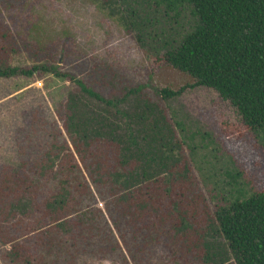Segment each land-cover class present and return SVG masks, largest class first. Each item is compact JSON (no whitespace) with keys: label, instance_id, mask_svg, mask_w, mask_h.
<instances>
[{"label":"trees","instance_id":"16d2710c","mask_svg":"<svg viewBox=\"0 0 264 264\" xmlns=\"http://www.w3.org/2000/svg\"><path fill=\"white\" fill-rule=\"evenodd\" d=\"M153 2L173 20L184 8L195 19L176 38L132 32L133 22L117 17L124 30L193 85L216 91L245 126L264 136V0ZM36 72L71 81L77 91H66L53 112L43 104L21 110L10 133L15 166L0 167V220L5 221L0 245H9L2 253L6 262L36 264L41 255L47 264L67 245L64 235L70 236L68 249L75 244L77 223L90 237H100L97 232L106 231L104 211L134 264L139 263L132 249L142 253L152 238L162 236L173 246L185 241L191 249L199 241L191 222L205 203L225 249L213 253L206 244L210 251L203 261L221 264L229 255L232 264H264V188L253 190L234 160L212 146V137L191 130L186 115L168 105L182 89L154 88L158 101L142 84L106 96L48 62L18 67L0 61V78ZM128 98L132 104L124 109ZM96 201L102 205L99 216L88 209ZM71 214L80 219L76 224ZM20 215L32 218L30 229ZM40 218L47 226L34 232L41 228H36ZM79 235L82 239L83 230Z\"/></svg>","mask_w":264,"mask_h":264},{"label":"rangeland","instance_id":"374dc122","mask_svg":"<svg viewBox=\"0 0 264 264\" xmlns=\"http://www.w3.org/2000/svg\"><path fill=\"white\" fill-rule=\"evenodd\" d=\"M171 15L167 11L165 14L164 7L153 0H0V33L6 30L10 33L7 36L0 34V61L18 67L48 62L56 65L59 71H70L75 78L83 79L106 96L119 92L117 89L121 87L142 84L146 95L158 101L154 88L182 89L178 95L167 99L168 105L186 115L191 130L198 128L212 137V146L234 160L253 190L263 189V134L245 126L237 110L216 91L193 85L189 76L165 64L160 53L150 45L140 47L133 33H127L117 18L132 21V32H156L160 37L172 38L187 29L195 19L187 8L182 9L175 20ZM39 74L0 78V167L15 166L8 139L19 124L21 110L43 104L53 112L54 103L66 91H77L71 81L47 77L46 74L39 77ZM131 104L132 99L128 98L121 106L127 109ZM204 208V212L196 213L191 222L195 238H199L193 248L190 249V245L185 247V241L173 246L162 236L161 240L152 238L142 253L137 248L132 249L137 263L211 264L203 261L205 252L210 251V247L205 248V245L211 244L213 253L219 252L220 248L224 250L225 246L222 238L214 234L211 208L205 203ZM88 209L90 215L99 216L102 205L96 201ZM104 212L102 219L106 231L97 232L101 235L97 238L90 237L91 234L83 229L84 225L76 224L79 218L75 219L71 214L70 218L77 226L73 232L75 244L68 249L70 236L64 235L67 245L59 251L56 249V256L52 254L47 264H134ZM20 220L26 229L34 223L26 215H20ZM47 221L46 218L36 219V228H41L34 232L45 228ZM3 223L5 221L1 219L0 224ZM82 230L84 235L81 239L79 233ZM110 235L113 243L108 238ZM8 246L0 245V264H9L2 257ZM226 259L221 264H232L229 255ZM36 264H42L41 255Z\"/></svg>","mask_w":264,"mask_h":264}]
</instances>
